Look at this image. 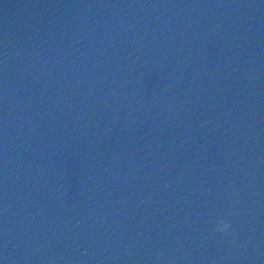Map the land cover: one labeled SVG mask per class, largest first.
Segmentation results:
<instances>
[{"label": "water", "instance_id": "95a60500", "mask_svg": "<svg viewBox=\"0 0 264 264\" xmlns=\"http://www.w3.org/2000/svg\"><path fill=\"white\" fill-rule=\"evenodd\" d=\"M157 256L264 264V0H0V264Z\"/></svg>", "mask_w": 264, "mask_h": 264}, {"label": "clouds", "instance_id": "9594fccd", "mask_svg": "<svg viewBox=\"0 0 264 264\" xmlns=\"http://www.w3.org/2000/svg\"><path fill=\"white\" fill-rule=\"evenodd\" d=\"M228 227H229V224L227 221L220 220L218 222V228L219 229L226 231L228 229ZM156 261H157V264H163V258L161 256H157Z\"/></svg>", "mask_w": 264, "mask_h": 264}]
</instances>
